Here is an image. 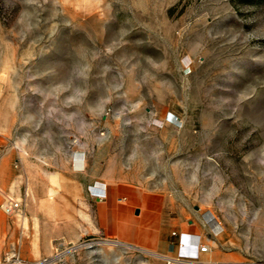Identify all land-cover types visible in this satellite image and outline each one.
Segmentation results:
<instances>
[{
    "label": "rangeland",
    "instance_id": "obj_1",
    "mask_svg": "<svg viewBox=\"0 0 264 264\" xmlns=\"http://www.w3.org/2000/svg\"><path fill=\"white\" fill-rule=\"evenodd\" d=\"M7 150L81 158L159 193L168 219L198 215L207 264H264V0H0ZM56 247V264H166L112 237Z\"/></svg>",
    "mask_w": 264,
    "mask_h": 264
},
{
    "label": "crops",
    "instance_id": "obj_2",
    "mask_svg": "<svg viewBox=\"0 0 264 264\" xmlns=\"http://www.w3.org/2000/svg\"><path fill=\"white\" fill-rule=\"evenodd\" d=\"M12 155V150L0 153V179L7 180L6 188H0V202L7 192L20 206L11 213L0 206V257L17 250L35 259L49 253L54 243L98 236L179 257L205 239V223L198 215L194 222L168 219L159 193L123 179L99 180L84 161L74 162L71 169H49L44 161L26 164L20 158L17 164ZM95 185L102 186L103 197L89 192ZM213 249H196L195 259L210 263Z\"/></svg>",
    "mask_w": 264,
    "mask_h": 264
},
{
    "label": "built area",
    "instance_id": "obj_3",
    "mask_svg": "<svg viewBox=\"0 0 264 264\" xmlns=\"http://www.w3.org/2000/svg\"><path fill=\"white\" fill-rule=\"evenodd\" d=\"M89 192L98 197H103L105 195L104 189H101L99 192H93L91 186L89 187ZM19 206L17 200L13 199L12 197H6V199L2 203V207L5 212L9 213L12 212ZM180 247L184 248V244L181 242L179 243ZM193 250H185L181 256H163L166 260V264H207V262L198 261L195 259L196 257V249L199 251H208L209 247L206 243H200L198 245H192ZM72 250V248H71ZM64 254L63 249H58V247L54 248V250L49 255H43L37 257L35 259L26 260L20 257V255L13 251L8 253L4 259L0 262V264H56L62 259Z\"/></svg>",
    "mask_w": 264,
    "mask_h": 264
},
{
    "label": "bare ground",
    "instance_id": "obj_4",
    "mask_svg": "<svg viewBox=\"0 0 264 264\" xmlns=\"http://www.w3.org/2000/svg\"><path fill=\"white\" fill-rule=\"evenodd\" d=\"M81 161H83V159L78 158L75 162H79L78 164L80 165V164H81ZM101 189H102V186H97V185H95V187L92 188V190H93V191H96V192L101 191ZM207 218H208V217H207ZM207 245L209 246L208 243H207ZM209 247H210V246H209Z\"/></svg>",
    "mask_w": 264,
    "mask_h": 264
}]
</instances>
